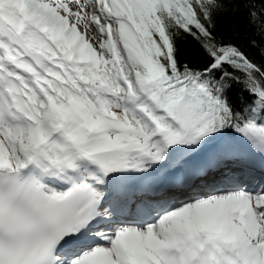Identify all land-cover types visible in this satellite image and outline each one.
Returning <instances> with one entry per match:
<instances>
[{"label":"snow or ice","instance_id":"1","mask_svg":"<svg viewBox=\"0 0 264 264\" xmlns=\"http://www.w3.org/2000/svg\"><path fill=\"white\" fill-rule=\"evenodd\" d=\"M0 264H264V0H0Z\"/></svg>","mask_w":264,"mask_h":264}]
</instances>
